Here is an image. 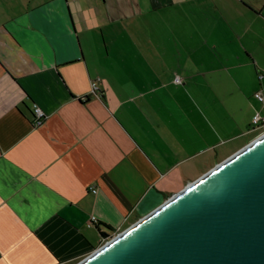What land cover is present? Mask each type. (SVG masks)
Masks as SVG:
<instances>
[{"label": "crops", "instance_id": "0c3cea01", "mask_svg": "<svg viewBox=\"0 0 264 264\" xmlns=\"http://www.w3.org/2000/svg\"><path fill=\"white\" fill-rule=\"evenodd\" d=\"M258 92L264 0H0V264H77L263 135Z\"/></svg>", "mask_w": 264, "mask_h": 264}, {"label": "water", "instance_id": "95a60500", "mask_svg": "<svg viewBox=\"0 0 264 264\" xmlns=\"http://www.w3.org/2000/svg\"><path fill=\"white\" fill-rule=\"evenodd\" d=\"M77 264H264V134Z\"/></svg>", "mask_w": 264, "mask_h": 264}, {"label": "built area", "instance_id": "2783aa9c", "mask_svg": "<svg viewBox=\"0 0 264 264\" xmlns=\"http://www.w3.org/2000/svg\"><path fill=\"white\" fill-rule=\"evenodd\" d=\"M175 82L178 84H182L183 80L180 77H176ZM92 87V93H96L97 90L99 89V85L97 81H92L91 83ZM255 97L259 101H264V95L262 92H258L255 94ZM33 117H34V124L35 125H40L43 120L46 118V113L45 111L37 104L33 105ZM253 124L255 126H264V117L260 116L259 114H256L253 118ZM93 192H96L95 189H93Z\"/></svg>", "mask_w": 264, "mask_h": 264}, {"label": "trees", "instance_id": "16d2710c", "mask_svg": "<svg viewBox=\"0 0 264 264\" xmlns=\"http://www.w3.org/2000/svg\"><path fill=\"white\" fill-rule=\"evenodd\" d=\"M105 228H107L108 230H111L110 227L106 226V225H103ZM98 230H99V233L102 237V239L104 240V243L105 244L107 241H109L110 239H112L113 237H110L109 234H108V231H103L101 230L99 227H98Z\"/></svg>", "mask_w": 264, "mask_h": 264}]
</instances>
